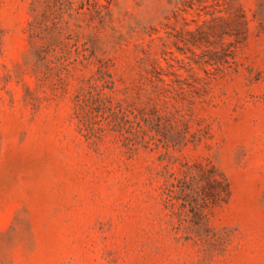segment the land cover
Wrapping results in <instances>:
<instances>
[{"label":"rangeland","instance_id":"obj_1","mask_svg":"<svg viewBox=\"0 0 264 264\" xmlns=\"http://www.w3.org/2000/svg\"><path fill=\"white\" fill-rule=\"evenodd\" d=\"M0 264H264V0H0Z\"/></svg>","mask_w":264,"mask_h":264},{"label":"trees","instance_id":"obj_2","mask_svg":"<svg viewBox=\"0 0 264 264\" xmlns=\"http://www.w3.org/2000/svg\"><path fill=\"white\" fill-rule=\"evenodd\" d=\"M166 184V200L173 202L176 192L180 191L192 204V216L198 222L204 217L203 210L227 199L230 193L228 180L216 169L198 165L183 171L181 176Z\"/></svg>","mask_w":264,"mask_h":264}]
</instances>
